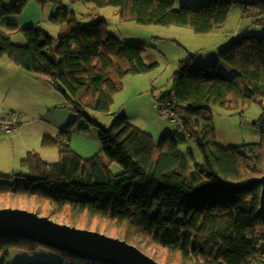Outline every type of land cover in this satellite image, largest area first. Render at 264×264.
I'll list each match as a JSON object with an SVG mask.
<instances>
[{
    "label": "trees",
    "instance_id": "trees-1",
    "mask_svg": "<svg viewBox=\"0 0 264 264\" xmlns=\"http://www.w3.org/2000/svg\"><path fill=\"white\" fill-rule=\"evenodd\" d=\"M74 1L115 8L120 21L189 27L199 35L225 24L236 4L210 0L198 8L176 9V0ZM28 2L17 0L7 8L0 0V20L20 16ZM58 4V13L50 18L60 27L57 38L30 27L21 30L26 45L18 46L0 32V59L8 56L20 68L44 76L77 118L56 137H43L44 148L59 149L58 162H45L37 152H29L21 162L28 174L0 172V209L20 198L58 207L71 222L81 216L84 228L107 230L161 264H262L264 225L257 214L261 187L247 184L264 174V37L239 36L219 54L234 69L233 76L221 72L219 62L199 65L190 54L180 63L172 89L160 99L167 110H180L181 131L202 154L203 165L192 168L173 135L157 143L132 126L124 112L109 127L88 115L89 109L110 113L115 95L124 88L123 79L150 73L157 64L145 63L146 44L111 35L105 20L84 25L61 1ZM253 5L261 17L256 23L261 24L264 0ZM249 9L244 5L245 13ZM9 29L16 30L13 25ZM252 103L262 110L253 123L261 141L232 148L219 145L212 107L242 112ZM81 119L100 130V152L90 159L71 145ZM114 165L122 172L115 174ZM42 247L54 251L56 258L34 264H100L29 240L0 239V255Z\"/></svg>",
    "mask_w": 264,
    "mask_h": 264
},
{
    "label": "rangeland",
    "instance_id": "rangeland-1",
    "mask_svg": "<svg viewBox=\"0 0 264 264\" xmlns=\"http://www.w3.org/2000/svg\"><path fill=\"white\" fill-rule=\"evenodd\" d=\"M207 1L200 4L191 3L193 5L190 7L198 8ZM16 2L17 0L9 7ZM64 3L69 4V0H64ZM177 6V9L182 6L179 0ZM79 7L83 10L80 12L91 14L86 4H81ZM252 12H257L254 6ZM244 15V9L240 4H233L230 21L225 26V35L222 33L220 37L215 38L208 36L209 34L199 35L186 27L144 26L135 21L124 22L117 20L114 16L108 17L110 34L122 40L146 44L147 49L144 52L146 61H144L148 65L157 64V68L150 73L127 75L122 81L123 90L114 97L110 113L103 114L89 109L87 110L88 115L103 127H109L116 117L124 112L130 124L152 135L157 143L165 135H173L178 141L179 150L189 158L192 168H195L197 163L203 165V157L196 143L170 120L167 113L171 112L160 106L157 100L160 97L158 93L163 91L167 94L172 89L173 77L179 71L181 60L188 58L187 56L191 54L189 49L194 51L193 54H201L196 57L197 64L207 66L219 62L220 71L233 76L234 69L221 61L219 54L239 37L236 32H239V24ZM83 19L84 25L97 21L89 17H83ZM254 27L258 30L252 28L246 35L264 37V22L255 24ZM54 32L51 31L52 34ZM240 36H245V34H240ZM57 37L56 34L53 38ZM11 42L21 46L17 43L16 37L12 38ZM153 89L154 91L151 92ZM15 105L24 111L21 115L22 128L19 135L13 134L15 135L13 139L4 138L0 141V172L7 175L29 173L18 159L21 150L24 157L28 149L32 151L35 149L47 162H58L59 149L44 148L42 146L43 136L56 137L60 130L76 120L75 110L67 104L66 98L56 91L44 76L20 68L8 56H5L0 59V112L18 111ZM212 110L217 143L222 147H242L261 141V132L253 125L262 113L257 103H252L242 112L229 111L216 106H213ZM76 126L71 143L74 151L84 159H90L99 154L100 130L90 125L85 119L79 120ZM81 128L85 130L80 131ZM112 171L119 174L122 169L114 165ZM33 200L10 199L5 204L8 205L7 208L28 210L40 216H50V219L61 224L88 229L84 228L85 225L79 220L82 219L81 216L73 217L74 220L71 222L68 217L62 215L58 207L44 205ZM3 203L4 200L0 199V206ZM44 209L49 210L50 215ZM98 232L109 235L107 230ZM55 258L56 253L44 247L36 252L10 249L7 254L0 255V264L48 263L53 262Z\"/></svg>",
    "mask_w": 264,
    "mask_h": 264
},
{
    "label": "water",
    "instance_id": "water-1",
    "mask_svg": "<svg viewBox=\"0 0 264 264\" xmlns=\"http://www.w3.org/2000/svg\"><path fill=\"white\" fill-rule=\"evenodd\" d=\"M261 187L258 216L264 225V174L247 184ZM29 240L100 264H161L120 238L58 223L18 208L0 209V239Z\"/></svg>",
    "mask_w": 264,
    "mask_h": 264
},
{
    "label": "crops",
    "instance_id": "crops-1",
    "mask_svg": "<svg viewBox=\"0 0 264 264\" xmlns=\"http://www.w3.org/2000/svg\"><path fill=\"white\" fill-rule=\"evenodd\" d=\"M15 1L16 0H1L2 4L7 8H10L9 6L12 3H14ZM43 1L44 2L41 3L40 0H29L26 8L24 9L23 13L20 16H14L13 17V16L9 15V16L4 17L2 20H0V32L8 33L10 35L11 40H12V38L16 37V39L18 41L17 43H20L21 46L26 45V41H25V39L21 33V30H24V29H27L30 27H36V28L41 27V29H44L45 31H47L50 36L56 37V34L58 36L59 32H60V27L58 25L52 24L50 22V18H51V16L58 13V11L61 7L58 4L59 1H61L63 3V6L70 13L76 14L78 19H80L82 22L84 20L83 17H89L91 19H97V21L98 20H105L108 24V31H109V18L108 17L114 16V18H116L117 20H120L117 9H115V8H108L107 7V8L99 9V8H95L94 5H92V4H86V3H83L81 1L76 2L74 0H69V4H65L64 0H43ZM179 1H180V4H182V6H189L190 7V5H193L191 3H199L200 4L205 0H179ZM209 1L210 0H208L207 2H209ZM257 1L258 0H234V2H236L237 4H240L241 7H243V9H244V5H250V9L247 12L248 14L245 13V11H244L245 15L239 24V30H238L239 32H236L238 36H240V34L246 35V33H248V31L252 28H255L258 30V28L254 27V26H255V24H257L256 22L258 20H260V18H261L260 12H259V10H257V12H252V8L254 6L253 4H255ZM207 2H205L203 4H206ZM81 4H86L88 9L91 10V12H90L91 14H88V12H80V11H83L82 7H79V5H81ZM177 4H178V0H176V2H175V8L176 9L178 8ZM103 9H106V10L103 11ZM230 17H231V12L228 16L226 23L217 27L213 32L209 33L208 36L215 38V37H220L222 35V33L225 35V33H224V32H226L225 26H227V24L229 23ZM10 25H13L16 30L10 31V29H9ZM186 28H189V27H186ZM51 31L52 32L55 31V32L52 34ZM124 41H128V40H124ZM130 42H132V41H130ZM189 51L191 54L194 53V51H191L190 49H189ZM194 55H196V57H199L201 54H194ZM143 59L145 60L144 55H143ZM185 59L181 60V62L184 61ZM195 61H196V63H198L197 60H195ZM11 111H14V110H11ZM15 111H17V110H15ZM17 112H19L21 115H23L22 112H24V111L21 110V108H18ZM134 127H136V126H134ZM21 128H22V124L20 127V131H21ZM138 129H140V128H138ZM20 131H19V133L2 134V135H0V141L2 139L4 140V138L13 139V137L15 136L13 134L19 135ZM44 136H46V135H44ZM29 152H36V150L34 149V151H32V149H28L25 157L22 156L23 151L21 150V151H19L18 159L21 160V162H22L27 157ZM37 153H38V151H37ZM38 154L40 155V152ZM41 158H42V156H41ZM44 161L47 162L46 160H44ZM48 163H52V162H48Z\"/></svg>",
    "mask_w": 264,
    "mask_h": 264
},
{
    "label": "built area",
    "instance_id": "built-area-1",
    "mask_svg": "<svg viewBox=\"0 0 264 264\" xmlns=\"http://www.w3.org/2000/svg\"><path fill=\"white\" fill-rule=\"evenodd\" d=\"M248 9V6L245 7V10ZM159 96H163L164 92L159 91ZM158 103L160 106L167 110L164 105H162L159 101ZM171 113H167V116L170 118L172 122H174L178 128H180L181 120H180V115L179 112L180 110H168ZM21 114L17 111H1L0 112V135L2 134H11V133H18L20 125H21ZM262 261V260H261ZM264 264V261L261 262ZM60 264H68L65 262H62Z\"/></svg>",
    "mask_w": 264,
    "mask_h": 264
},
{
    "label": "clouds",
    "instance_id": "clouds-1",
    "mask_svg": "<svg viewBox=\"0 0 264 264\" xmlns=\"http://www.w3.org/2000/svg\"><path fill=\"white\" fill-rule=\"evenodd\" d=\"M154 91V89L151 91V92H153ZM164 95H165V93H164ZM163 95V96H164ZM163 96H160L157 100L161 103V101H160V99L163 97ZM180 120H181V118H180ZM21 124H22V119H21ZM20 127H21V125H20ZM180 130H181V124H180V128H179ZM19 131H20V128H19ZM19 131H18V133H19Z\"/></svg>",
    "mask_w": 264,
    "mask_h": 264
}]
</instances>
